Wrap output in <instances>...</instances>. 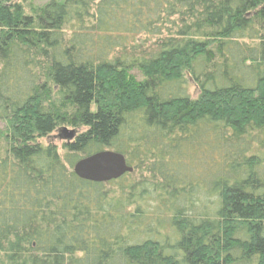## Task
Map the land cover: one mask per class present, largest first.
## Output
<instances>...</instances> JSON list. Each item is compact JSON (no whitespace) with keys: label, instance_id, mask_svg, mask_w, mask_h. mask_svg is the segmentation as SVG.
I'll return each instance as SVG.
<instances>
[{"label":"trees","instance_id":"16d2710c","mask_svg":"<svg viewBox=\"0 0 264 264\" xmlns=\"http://www.w3.org/2000/svg\"><path fill=\"white\" fill-rule=\"evenodd\" d=\"M0 121V264H264V0H0Z\"/></svg>","mask_w":264,"mask_h":264},{"label":"water","instance_id":"95a60500","mask_svg":"<svg viewBox=\"0 0 264 264\" xmlns=\"http://www.w3.org/2000/svg\"><path fill=\"white\" fill-rule=\"evenodd\" d=\"M62 135L67 141H71L75 130L62 128ZM74 173L81 179L92 182H109L118 179L133 168L127 164L122 153L114 150H103L88 157L80 159L73 168Z\"/></svg>","mask_w":264,"mask_h":264},{"label":"rangeland","instance_id":"374dc122","mask_svg":"<svg viewBox=\"0 0 264 264\" xmlns=\"http://www.w3.org/2000/svg\"><path fill=\"white\" fill-rule=\"evenodd\" d=\"M18 1H21V2L27 4V2L30 0H18ZM44 1H46V0H32V2H34L35 4L36 3L42 4V2H44ZM190 91H191V94H193L194 96L197 94V89L195 88L194 85H190ZM4 124H5L4 122L0 121V129L4 127ZM62 127H64V126H62ZM62 127L59 130H57L56 132H54L49 139H47V138L41 139L40 142L42 144H45V145L48 143H53L57 146L58 150L63 153L64 150H62V145L64 144L66 139L62 135V131H61ZM64 128H68L69 130H75L74 128L69 127V126H66Z\"/></svg>","mask_w":264,"mask_h":264}]
</instances>
